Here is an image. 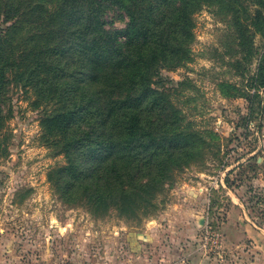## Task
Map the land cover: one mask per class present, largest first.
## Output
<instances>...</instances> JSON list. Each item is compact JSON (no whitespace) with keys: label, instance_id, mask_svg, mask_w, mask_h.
<instances>
[{"label":"trees","instance_id":"obj_1","mask_svg":"<svg viewBox=\"0 0 264 264\" xmlns=\"http://www.w3.org/2000/svg\"><path fill=\"white\" fill-rule=\"evenodd\" d=\"M206 1L0 0L3 154L14 84L34 94V108L44 107L41 135L65 158L47 178L68 201L146 213L169 175L211 147L155 87L160 69L190 61L193 14ZM248 1L251 12L231 11L237 53L250 61L254 36L264 35V0ZM115 10L121 28L107 26ZM233 90L248 102V117L264 104V49L246 88Z\"/></svg>","mask_w":264,"mask_h":264},{"label":"rangeland","instance_id":"obj_2","mask_svg":"<svg viewBox=\"0 0 264 264\" xmlns=\"http://www.w3.org/2000/svg\"><path fill=\"white\" fill-rule=\"evenodd\" d=\"M253 8L248 0L206 1L193 14L190 61L160 69L155 87L183 126L211 137V147L169 175L146 213L144 207L97 211L84 200L68 201L47 178L65 158L41 135L44 107L34 108V94L10 84L11 117L1 143L6 154L0 149V264H139L129 232L150 222L168 239L189 215L196 231L178 234L177 244L216 264L264 261V104L248 117V102L233 95V86L246 88L255 73L264 35L254 36V55L245 60L237 53L231 10ZM118 14L108 12L109 28L124 26Z\"/></svg>","mask_w":264,"mask_h":264},{"label":"crops","instance_id":"obj_3","mask_svg":"<svg viewBox=\"0 0 264 264\" xmlns=\"http://www.w3.org/2000/svg\"><path fill=\"white\" fill-rule=\"evenodd\" d=\"M185 225L169 231L168 239L161 237L160 232L150 222L142 231H131L127 234L129 248L139 264H216L188 248L187 244H177L178 234L191 237L195 231L194 218L187 216ZM188 242V241H187ZM263 262V263H262ZM260 264H264L262 261ZM250 264V263H248ZM252 264V263H251Z\"/></svg>","mask_w":264,"mask_h":264},{"label":"built area","instance_id":"obj_4","mask_svg":"<svg viewBox=\"0 0 264 264\" xmlns=\"http://www.w3.org/2000/svg\"><path fill=\"white\" fill-rule=\"evenodd\" d=\"M206 236H209L210 238H214V242H218V237L214 232H209L208 230H206ZM217 245H215L216 247Z\"/></svg>","mask_w":264,"mask_h":264}]
</instances>
